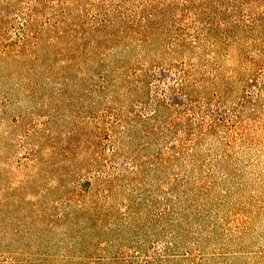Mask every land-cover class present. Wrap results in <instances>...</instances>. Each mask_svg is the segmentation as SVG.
<instances>
[{
    "label": "rangeland",
    "instance_id": "374dc122",
    "mask_svg": "<svg viewBox=\"0 0 264 264\" xmlns=\"http://www.w3.org/2000/svg\"><path fill=\"white\" fill-rule=\"evenodd\" d=\"M0 264H264V0H0Z\"/></svg>",
    "mask_w": 264,
    "mask_h": 264
},
{
    "label": "trees",
    "instance_id": "16d2710c",
    "mask_svg": "<svg viewBox=\"0 0 264 264\" xmlns=\"http://www.w3.org/2000/svg\"><path fill=\"white\" fill-rule=\"evenodd\" d=\"M152 19V16H150V19H149V21H148V23H147V29H146V32L148 33L149 31H150V25L152 24V21L153 20H151ZM153 34V33H152ZM152 34H150V35H148V34H146V35H142V38H141V43L142 44H144L145 43V41L147 40V37H149V36H153ZM150 38V37H149Z\"/></svg>",
    "mask_w": 264,
    "mask_h": 264
}]
</instances>
